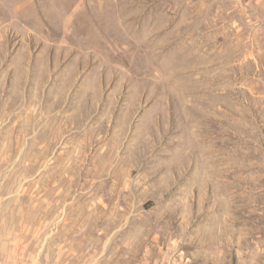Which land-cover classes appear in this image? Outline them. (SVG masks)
<instances>
[{"label": "rangeland", "instance_id": "obj_1", "mask_svg": "<svg viewBox=\"0 0 264 264\" xmlns=\"http://www.w3.org/2000/svg\"><path fill=\"white\" fill-rule=\"evenodd\" d=\"M0 264H264V0H0Z\"/></svg>", "mask_w": 264, "mask_h": 264}]
</instances>
